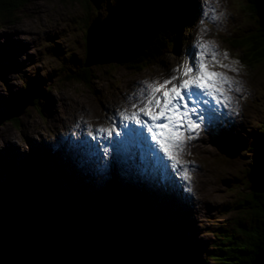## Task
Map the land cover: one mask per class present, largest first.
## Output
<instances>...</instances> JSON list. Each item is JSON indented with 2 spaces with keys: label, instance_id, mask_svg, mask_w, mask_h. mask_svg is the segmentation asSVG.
<instances>
[{
  "label": "rangeland",
  "instance_id": "374dc122",
  "mask_svg": "<svg viewBox=\"0 0 264 264\" xmlns=\"http://www.w3.org/2000/svg\"><path fill=\"white\" fill-rule=\"evenodd\" d=\"M128 1L28 0L9 19L0 17V184L7 191L3 206L14 212L11 221L24 218L28 222V230L35 231L38 222L36 214L25 208H29L28 205L20 207L19 204L25 193L29 194L26 196L29 204L34 202L28 184H38L39 188L35 187L33 194L40 200L41 206L58 211L63 218H67L66 222L56 226L57 233L67 242H88L93 253L109 257L111 262L120 252H125L130 256L136 253L133 264H172L171 252L165 253L167 249L164 246L183 244L185 249L178 250V253L185 257L186 264H218L210 254L215 246L216 230L228 228L238 219L239 208L235 205L242 193L253 186L251 172H256L258 181L262 180L264 153L260 149L258 152L256 148L259 147L252 144L259 128L264 127V64L243 66L238 62L236 72L212 66L211 70L224 72L238 80L241 91L247 94L242 98L245 106L241 119L246 132L241 134L238 131L234 135V144L220 139L217 142L212 136L226 131L217 130V117L212 119V127L208 131L211 135L202 134L198 139L186 140L184 145L193 146V152L189 153L184 147L178 159L183 163L181 171H186L188 179L178 180L176 178L180 175L175 178V173L169 174V179L172 178L185 192H191L193 202L189 204L187 200L181 203L192 209L186 207L182 210L179 205L180 212L176 216L172 212L161 215L158 205L162 201L156 202L154 194L146 197L136 187L123 194L125 186L119 180L122 173L117 160L105 166L112 170L108 171L109 174H106L104 166L99 165V169L103 170L97 172H102L100 180L99 177L94 179L90 173L79 172L82 168L79 160L76 166L73 163L76 168L71 165L73 154L69 147L71 143H81L78 135L97 129V124L109 129L116 123L117 116L120 124L123 119L118 112L123 109L125 114V110H134L129 99L131 90L146 88L147 92V84L154 82V86L159 85L176 74L171 72L173 68L182 63L188 64L181 47L175 46L155 64L145 68L132 61L95 64L91 68L96 78L91 85L70 79L69 74L73 75L84 66L86 34L91 22L98 16L103 20L112 7ZM138 1L162 22L177 24L179 21L183 29L187 25L188 33L182 38V47L188 37L190 44H196L199 37L213 41L221 54L227 52L225 47L231 49V54L227 52L228 60H222V63L235 60L234 54L239 56L240 53L232 48L230 39H221L219 33L226 31L231 36H240L257 27L256 21L244 8L245 0ZM188 5L191 7L188 8ZM177 8L181 18L174 20L173 13ZM180 10L185 13L181 14ZM194 24L196 28L191 32ZM169 35L163 33L161 36L166 41ZM189 50L192 51L191 48ZM30 95L39 99L30 102ZM231 101L235 100L231 98ZM10 104L16 114L12 112L6 117ZM112 105L114 108L111 110ZM107 108L117 116L106 118ZM119 108L121 110H117ZM231 110L236 109L231 107ZM13 116L21 120V127L14 125ZM239 128V124L235 123L228 131L235 133ZM92 134L99 136L101 132ZM103 134V138L108 140L109 137ZM119 137L112 140L117 141ZM85 150L81 151L84 156ZM129 151L125 150L127 154ZM64 154L67 158L63 157ZM94 154L92 159H96L97 165L99 157ZM68 168L75 173L72 174ZM122 170L129 186L134 185L131 180L133 175L128 170ZM126 173L131 178L125 177ZM146 186L152 189L149 183ZM96 189L103 190L105 195ZM114 189L118 193L110 200L117 213L113 215L118 220L127 219L129 222L139 215L142 222L140 237L130 241L119 239L117 242L104 232L103 219L109 214L106 205L108 194H112ZM176 193L180 199L183 194L186 195L182 188ZM15 195V200L9 199ZM173 203L178 204L179 200L174 199ZM178 222L187 229L182 227L181 230ZM44 252L46 250H40V253Z\"/></svg>",
  "mask_w": 264,
  "mask_h": 264
},
{
  "label": "trees",
  "instance_id": "16d2710c",
  "mask_svg": "<svg viewBox=\"0 0 264 264\" xmlns=\"http://www.w3.org/2000/svg\"><path fill=\"white\" fill-rule=\"evenodd\" d=\"M27 2L28 0H0V17L9 19ZM244 8L248 15L256 21L257 27L251 32L237 37L231 41V44L232 48L240 51L242 61L258 66L264 64V0H245ZM175 17H180L176 11L174 12ZM168 22L162 23V28L153 43L142 56L132 63L141 64L139 67L145 68L155 64L165 53L170 52L176 44L179 30L175 24L171 22L168 24ZM163 33L168 35L170 33L166 41L162 39ZM69 75L71 80L86 85H91L93 79L96 78L93 69L83 65L73 75L72 73ZM70 79L68 77V80ZM27 91L31 90L27 89ZM37 99L39 98L35 95L29 96L30 102H36ZM13 108L14 106L10 104L5 114L6 117L13 112ZM12 122L17 128L22 126L21 120L15 116L12 117ZM259 135H261L260 138L255 139L253 146L259 147L256 150L259 152L260 149L264 153V127L260 129ZM261 170L263 173L261 181H258L256 172H251L253 186L249 188V191L243 189L245 193H242L235 205L239 208L238 219L230 227L215 232L216 241L213 242L215 246L210 254L212 257L214 256L218 264H251L256 254L264 248V166L261 167ZM28 186L32 189L30 196L34 198V202L31 201L30 205L26 198L28 193H25L19 205L20 207L28 205L29 208H25L36 214L37 229L32 232L28 230L26 219L11 221L14 212L8 211L3 206V201H5L3 198L6 197L7 191L0 184V250L10 253L19 264H112V262L114 264H133L135 262L136 253L130 256L128 253L120 252L119 256L116 255V260L111 262L109 257L93 253L88 242H67L62 235L57 233L56 228L60 223L66 222L67 218H63L58 211L47 210L41 206L40 200L36 199L33 194L35 192L33 189L39 188L38 184L29 183ZM26 188L28 187L26 186ZM9 199L15 200L16 195ZM140 224L139 216L132 223L127 219L118 220L113 214L104 221L105 232L112 237L113 241L117 242L119 239L130 241L140 237ZM231 227L233 230H229ZM149 246H155V244H149ZM164 247L167 249L165 253L171 252L169 257L174 262L172 264H186L185 257L183 259L178 253V250L185 249V246L175 244ZM40 250H46V252L40 253Z\"/></svg>",
  "mask_w": 264,
  "mask_h": 264
},
{
  "label": "snow or ice",
  "instance_id": "6c2138e0",
  "mask_svg": "<svg viewBox=\"0 0 264 264\" xmlns=\"http://www.w3.org/2000/svg\"><path fill=\"white\" fill-rule=\"evenodd\" d=\"M222 60H228L227 52L219 53L213 41L198 37L191 62L182 63L171 70L172 73L179 75H170L159 85L154 86V82L147 84L149 91L146 97L131 105L134 111L130 115L121 114L123 120L143 125L136 129L126 127L124 136L134 134L139 138L146 130L171 167L185 180L188 179L187 173L181 171L184 166L178 157L183 153L185 140L193 138L191 135L185 136V132L193 133L200 130L201 124L197 122L201 119L199 109L202 103L206 105L208 102L201 100V97L210 98L217 105L228 104L231 101L228 93L233 87L235 86L236 92L241 90L238 80L224 72L211 70L215 65L232 72L238 71L235 67L238 61L222 63ZM167 85L171 87L165 88ZM139 103H143V107H137ZM141 114L147 117V121H142ZM96 131L110 135L115 129L97 128ZM120 135L117 133L118 137Z\"/></svg>",
  "mask_w": 264,
  "mask_h": 264
},
{
  "label": "water",
  "instance_id": "95a60500",
  "mask_svg": "<svg viewBox=\"0 0 264 264\" xmlns=\"http://www.w3.org/2000/svg\"><path fill=\"white\" fill-rule=\"evenodd\" d=\"M144 7L138 0H129L110 9L103 20L96 17L87 29L84 66L123 63L142 56L162 28V21ZM0 264L19 262L10 253L0 250ZM251 264H264V248L256 254Z\"/></svg>",
  "mask_w": 264,
  "mask_h": 264
},
{
  "label": "bare ground",
  "instance_id": "6f19581e",
  "mask_svg": "<svg viewBox=\"0 0 264 264\" xmlns=\"http://www.w3.org/2000/svg\"><path fill=\"white\" fill-rule=\"evenodd\" d=\"M147 92H146V88H140V89L136 88V89L131 90L129 92L130 93L129 99L132 102V104L133 103H137L138 100H143L144 97H146ZM157 94H159V93H157ZM206 100H208V99H206ZM113 105L110 106L111 110L114 108ZM137 107H143V103L137 104ZM211 107L214 108V109L216 108L213 105H211ZM218 108H219V106H218ZM125 112H126V114H129V115L131 114L130 111L125 110ZM14 114H16V113H14ZM129 125L133 127L134 126V122H130ZM94 135L97 136L96 134H92V136H94ZM103 135H105V134H103ZM123 137L126 138L125 136H123ZM77 138H80L81 143H71L70 147H69V149L71 150V154H73V161H72L71 165L74 168H76L75 166L77 164V160H79L81 162V163H79V165H80V167H82L79 172H83L84 171L87 174L90 173V174H92V177L94 179H96V178L99 177V173H97V172H98V170H101V169H99V165H101V164L98 163L96 165L95 160L92 159V153L95 152V153L99 154V151H100L101 156H100V159L98 161L101 162V163H104V157H103L104 149H103V147H101L102 145L100 143H98V142L95 143L94 139H92L91 135L89 133H87V132L81 133L80 135L77 136ZM119 139H120V137H119ZM118 140L115 141L116 145L119 144ZM125 143L126 144L123 143L121 148L123 150L124 161L126 160L130 164V167H131L130 173L133 175V178H131V180H132V184H134V185L129 186V180H125L123 176H122V178L119 177L120 178L119 180L124 182V186H125L126 190H130V188L134 189L136 187L137 190H138V188H140L139 189L140 190L139 193H141V194L142 193L144 194V192L145 193L148 192L149 195L155 194L157 196V197H155L156 202L162 201V203H160L158 205L159 207H161V215H163V214L164 215H169L170 212H172L176 216L177 213L180 212V210L178 208L179 205L178 204H174L172 202L173 197L174 198L177 197L175 195L176 192L179 190V188H182L183 193H186V195L189 196V197H191V195H190L191 192L190 191H186L185 192L183 187H180V186L178 187L176 184H174L173 187H175L177 190L176 189L175 190L174 189H170V188L164 189L163 187H158L159 184L161 183V181H163V179L156 178V179L152 180V173H155V171H156V169H155L156 166L155 167L153 166L154 162L148 156H143V157L137 156L134 152H133V157L131 158L129 155H127L125 150H129L131 148L130 146H132V145H131V143H127V142H125ZM79 146L82 147V148L84 147L86 149L85 150V154H87V155H85V156L82 155V152H81L82 148L79 149ZM126 156H128V157H126ZM63 157L67 158V156L65 154H64ZM152 162H153V164H152ZM73 163L75 164V166L73 165ZM188 164H189V162H188ZM134 168L136 169V171L134 170ZM88 169H89V172H88ZM68 170L72 174L75 173L73 169L68 168ZM147 171H149V173H151V178H150L149 183H150V185H152V187H151L152 189H148L147 186H144L145 185L144 181L146 180V178H148V177H145V174L147 173ZM174 192H175V194H174ZM192 202H193L192 199L191 200L188 199V201H187V203H189V204L192 203Z\"/></svg>",
  "mask_w": 264,
  "mask_h": 264
}]
</instances>
